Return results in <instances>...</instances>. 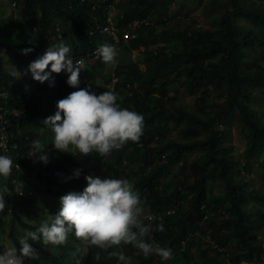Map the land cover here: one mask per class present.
Here are the masks:
<instances>
[{
  "label": "trees",
  "instance_id": "1",
  "mask_svg": "<svg viewBox=\"0 0 264 264\" xmlns=\"http://www.w3.org/2000/svg\"><path fill=\"white\" fill-rule=\"evenodd\" d=\"M13 1L38 36L19 42L0 39V92L8 94L5 99L0 95V106L10 114L11 129H20L45 145L48 161L38 162L37 174L48 186L58 185L66 182V172L60 170L61 151L52 148V131L40 129L45 127L43 119L55 112L56 102L75 89L66 83V72L52 73L41 83L31 78L27 65L44 53L49 39L59 32L61 40L72 42L76 55L89 52L95 47L89 41L97 45L100 38L88 34L93 24L86 2L74 1L70 7L69 0ZM174 1L125 0L120 4L123 21H148L138 27V36L131 41L134 48L144 47L147 72L141 83L142 99L127 100L119 94L117 101L127 108V104H137L134 110L143 114L146 123L145 137L139 139L142 146H134L138 156L133 162L140 165L134 169V188L143 198L144 212L173 210L162 221L143 220L153 226L163 223V231L150 234L159 245L172 249V257L161 260L138 253L132 264H264V184L257 187L253 177L264 179V0H192L200 6L207 26L186 18L182 26L166 25L162 18L168 16ZM149 20L154 21L150 24ZM26 47L32 51L21 54ZM136 68L129 61L115 70L129 79L139 77ZM178 87L190 95V105L176 104L175 96L169 95L172 89L178 92ZM10 108L20 114H11ZM169 124L178 128L174 138L164 133ZM232 128L243 139L242 162L230 151ZM20 136L13 139L23 144ZM162 156L165 162L158 164ZM151 164L152 171L147 169ZM27 188L39 192L31 185ZM5 199L13 214L10 239L19 248L17 225L21 224V230L39 226L31 221L36 217L31 209L35 197L7 194ZM40 241L30 243L37 246ZM108 252H114L112 246L89 250L85 264H118L117 257Z\"/></svg>",
  "mask_w": 264,
  "mask_h": 264
},
{
  "label": "clouds",
  "instance_id": "2",
  "mask_svg": "<svg viewBox=\"0 0 264 264\" xmlns=\"http://www.w3.org/2000/svg\"><path fill=\"white\" fill-rule=\"evenodd\" d=\"M74 1L89 4L93 26L88 34L98 36V44L89 41L95 47L76 55L72 42L59 40L60 43L49 45L42 55L27 65L31 78L41 83L49 80L52 73L66 72V83L75 89L56 102L55 112L43 119L45 127L40 129L43 133L49 128L53 133L52 148L61 151L58 155L61 157L60 170L66 172L65 183L48 186L37 174L35 166L38 162L48 161L45 145L38 139H30L20 129H11L10 114H5L0 106V226L9 224L10 237L14 226L12 209L6 206L7 194L35 197L34 211L32 206L31 209L36 217L31 220L25 214L22 216L28 222L39 224L35 230L23 232L21 224L17 225L20 247H14L11 241L12 247L0 249V264H85L89 250H107L111 246L114 252L107 255L117 257L118 264H132L137 261L138 253L168 260L173 255L172 249L159 245L150 234L153 230L163 231V223L153 226L143 220L162 221L173 210L144 212L143 198L134 188V169L140 166L133 162L138 156L134 146H142L139 139L145 134L146 123L143 114L134 110L137 104H127V108L117 102L119 94L127 100L142 99L141 83L146 80L147 72L144 47L134 48L131 41L137 38L138 27L147 25L148 21L145 18L123 21L124 11L120 4L125 0H69L70 7ZM12 5L15 7L14 2ZM98 19L100 23H97ZM29 26L31 31L36 30L30 23ZM54 36L61 38L60 32ZM121 50L126 53H120ZM31 51V47L22 48L21 54ZM132 52H137L134 57ZM136 56L138 59H134ZM129 61L137 66L139 77L125 79L115 70L121 62ZM106 70L109 75L99 77L98 74ZM96 81L103 83L101 91L94 89ZM80 82L81 87H78ZM176 93L172 89L169 95L177 98ZM0 95L4 99L8 96L6 92H0ZM11 114L20 113L11 109ZM168 128L164 133L167 138H172V129L178 128L172 124ZM19 135L25 140L23 144L13 139ZM156 139L155 136L153 144ZM162 157L158 164L165 162ZM19 158L30 162L29 166L22 165ZM152 167L153 164L148 165L147 169ZM28 185L39 192L29 190ZM60 188L68 189L59 197V210L41 222L43 212L40 208L58 197ZM30 240L41 241L33 246ZM99 256L98 252L95 258L99 259Z\"/></svg>",
  "mask_w": 264,
  "mask_h": 264
},
{
  "label": "rangeland",
  "instance_id": "3",
  "mask_svg": "<svg viewBox=\"0 0 264 264\" xmlns=\"http://www.w3.org/2000/svg\"><path fill=\"white\" fill-rule=\"evenodd\" d=\"M14 1L13 0H0V39H9L12 42H19L23 39H31L32 36L36 37L38 36L37 30L31 31L29 23L31 24L30 20H27L24 16L18 13V8L14 7L12 5ZM188 4L187 6H185ZM200 6H197L192 0H175L174 3L170 6L169 14L167 17H163L164 23L166 25H175V23H178V25H183V18L187 19V22L194 23L196 25H203L207 26V20L203 18L200 14ZM154 21V20H153ZM179 21V22H178ZM61 39H58L55 36H52L49 39L50 45H55L60 43ZM126 53V51L121 50L120 53ZM137 53V52H135ZM135 53L132 52V57H134ZM130 58V54H129ZM125 60L128 59V56L124 58ZM134 59H138V56H136ZM8 68V66H6ZM92 68V67H91ZM110 70V69H109ZM109 70H106L105 73L98 74L99 77L103 74L109 75ZM26 75V74H25ZM100 81H96L94 84V89L96 91H101L103 88V83L100 85ZM174 87V86H172ZM177 88V87H175ZM181 87H178L177 98L176 103L180 104H189L192 102V99L190 95H188L186 92L181 90ZM222 128V125L219 127ZM178 134V129H172L170 133V137H176ZM229 147L230 151L234 156L242 162V151L244 148L243 139L240 135L237 134V132L232 128L231 136L229 139ZM252 175V174H251ZM255 184L257 187L261 186L263 187L264 179L261 178L259 175H254ZM263 181V184H262ZM68 188H60L59 196L53 197L51 199V202L48 206H44L43 208H40L43 212L41 215V222L48 220L50 218V215L55 214L59 210V197L63 195V192L67 191ZM216 190V189H214ZM44 194V193H42ZM8 219V218H6ZM1 232H0V249L6 250L11 245V239L8 237L9 234V224H1L0 226ZM22 231V230H21ZM23 232V231H22ZM137 251H139L137 249Z\"/></svg>",
  "mask_w": 264,
  "mask_h": 264
},
{
  "label": "built area",
  "instance_id": "4",
  "mask_svg": "<svg viewBox=\"0 0 264 264\" xmlns=\"http://www.w3.org/2000/svg\"><path fill=\"white\" fill-rule=\"evenodd\" d=\"M109 19V18H108Z\"/></svg>",
  "mask_w": 264,
  "mask_h": 264
}]
</instances>
